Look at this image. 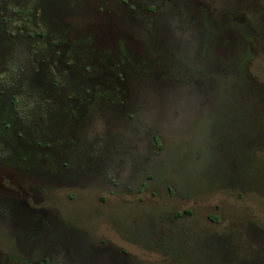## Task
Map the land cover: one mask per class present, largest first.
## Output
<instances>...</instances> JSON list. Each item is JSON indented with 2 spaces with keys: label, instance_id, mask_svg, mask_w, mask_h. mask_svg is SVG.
I'll list each match as a JSON object with an SVG mask.
<instances>
[{
  "label": "rangeland",
  "instance_id": "obj_1",
  "mask_svg": "<svg viewBox=\"0 0 264 264\" xmlns=\"http://www.w3.org/2000/svg\"><path fill=\"white\" fill-rule=\"evenodd\" d=\"M132 1L0 0L1 211L3 202L10 204L4 201L6 198L20 204L25 200L30 206L38 207L35 201L47 196L48 188L43 186L41 178L26 172L31 168L29 165L45 160L47 164L42 166L46 169L64 165L55 163L49 153L39 149L42 142L35 134L38 124L42 123V130L50 134L56 128L54 124L61 121L59 130L63 131L67 117L75 112L83 115L82 118L86 116L77 110L79 104L74 99L87 97L92 83L99 92H106L107 89H101L100 77L115 83L111 75L116 69L109 66L111 63L117 67L121 61H134L148 68L151 56L166 53L170 46L167 22L172 19L174 6L165 12L158 10L157 16L148 18L146 9L132 8ZM188 1L194 9H203L218 20L228 22L227 29L239 40L235 41L237 49L245 41V24L251 29L248 39L251 45L247 50L253 59L248 86H238L236 91L228 90L226 94L223 86L206 85L211 101L210 115L223 112L222 99L227 100V115L233 113V108L238 109L242 123L235 130L242 136L243 144L236 142L221 157L217 153L202 154L199 146L180 145L174 140L179 159L172 167L182 175L193 172L192 176L199 178L197 184L187 190L172 188L171 193L165 182L161 187L151 185L147 190H141L142 186H128L117 196L129 205L117 199L110 201L112 198L110 202H100L99 196L111 195L101 189H77L80 196L84 195L82 192L92 191L98 197L97 202L94 197H82L72 202L67 211L84 221L92 232L106 235L108 240L126 248L133 263L139 259L144 264H264V0ZM188 1L174 0V3ZM166 2L161 0V5L165 6ZM156 18L160 21H155ZM98 24H113V27ZM151 29L153 32H149ZM108 33L115 34L116 38H107ZM114 45L120 53L114 51ZM102 53H107L111 61L100 66L97 60ZM236 64L231 71L239 79L241 60L238 57ZM86 74L88 80L84 79ZM125 88H128L127 96H131V87ZM118 89L114 87V93ZM116 97L121 103L122 96ZM51 99L56 100L52 109L53 113L56 107V117L44 111L48 106L45 101ZM125 105L130 106L128 98ZM246 138L252 139L251 142ZM29 159L31 163L26 164ZM165 163H170L169 156H160L158 165ZM55 191L64 197L70 192L58 188ZM71 192L75 194L74 190ZM132 200L136 202L129 203ZM39 204L48 207L46 202ZM136 205L142 213L150 214L148 219L157 227L155 241L142 242L150 244L149 255L147 248L138 244V235L142 237L146 226L142 225L145 215ZM57 206L63 208L61 204ZM96 207L98 211L105 210L96 215ZM8 215L0 214V217ZM196 237L200 240L195 245ZM19 257L14 244L0 235V264H24Z\"/></svg>",
  "mask_w": 264,
  "mask_h": 264
},
{
  "label": "flooded vegetation",
  "instance_id": "obj_2",
  "mask_svg": "<svg viewBox=\"0 0 264 264\" xmlns=\"http://www.w3.org/2000/svg\"><path fill=\"white\" fill-rule=\"evenodd\" d=\"M153 1L133 0L132 8L142 7L149 13L148 18H153L158 15V10L165 12L166 8L174 6L170 14L172 19L169 18L167 22L170 46L166 53L151 56L152 64L148 63V68L138 66L134 61H121L117 67L111 63L109 66L116 69L111 75L115 83L111 84L100 77L101 89H107L106 92H99L94 88L97 85L92 83L87 97L74 99L79 104L77 110L85 112L86 116L82 118L83 115L75 112L76 115L67 117L63 131L59 130L61 121L54 124L56 128L50 134L42 130V123L32 127L37 126L38 129L35 134L42 142L39 149L49 153L55 163L64 165L46 169L42 166L47 164L46 160L29 165L31 168L26 172L31 175L35 173L33 175L41 178L43 186L48 188L47 196L35 201L38 207L30 206L25 200L22 206L17 200L8 198L4 201L8 200L10 204L3 202L1 205L3 211L0 209V214L9 215L3 219L0 217V235L19 250V260L24 264H144L139 259L133 263L126 248L108 240L106 235L92 232L84 221L68 214L71 203L82 197L91 196L97 202L98 197L92 191L82 192L84 195L80 196L76 190L101 189L111 195L105 198L99 196L100 202L117 199L126 205H129L128 202L117 195L127 190L128 186H142L141 190H147L151 185L161 187L165 182L170 193L172 188L187 190L190 185L197 184L199 178L193 177V172L182 175L172 167L174 162L178 164L176 160L179 159L174 140L180 145H197L202 154L217 153L221 157L236 142L243 144L242 136L235 130L242 123L238 109L233 108V113L227 115V100L222 99L220 108H223V112L210 115L211 101L206 85L223 86L226 94L228 90L236 91L238 86H248L247 79L252 78L249 69L253 57L247 50V46L251 45L248 41L251 29L245 24V41L240 43L238 50L235 41L239 40L234 39L231 30L227 29L228 22L218 20L203 9H194L188 0L187 3L167 0L165 6L161 5V0ZM150 3L154 6H148ZM203 17L204 20L201 19ZM155 21L159 22L160 19L156 18ZM98 25L113 27V24ZM149 32H153V29ZM106 35L107 38H116L113 33ZM57 46H60V42ZM113 47L114 51L120 53L118 47ZM107 53H102L97 60L100 66L111 61ZM120 56L118 58H123ZM237 57L241 60L239 79L231 71L236 68ZM134 58L131 56V59ZM76 60L82 65L78 58ZM88 78L86 74L84 79ZM129 86L133 93H130L131 96L126 94L128 88L125 87ZM114 87L119 88L116 93ZM116 95L122 96L121 103L117 102ZM126 98L130 106L125 105ZM55 102V99L45 101L48 106L44 107V111L55 115L56 107L52 113ZM248 140L246 138L250 143L252 139ZM154 149L156 153L152 152ZM162 155L169 156L168 165H158ZM29 163L30 159L26 164ZM56 188L70 192L65 197L56 195ZM72 190L75 194H72ZM109 198L112 199L108 201ZM45 202L48 207L39 204ZM135 202L132 200L129 203ZM137 208L140 211V206ZM95 209L96 215H101L99 213L105 210ZM142 214L145 215L142 225L146 226L147 231L144 230L142 237L138 235V244L154 242L157 227L148 219L150 214ZM199 240V237L195 238V245ZM146 243L141 246L147 248L149 255L152 249Z\"/></svg>",
  "mask_w": 264,
  "mask_h": 264
}]
</instances>
